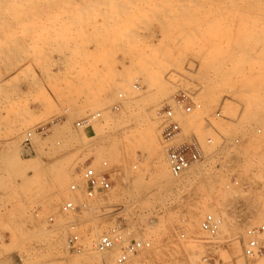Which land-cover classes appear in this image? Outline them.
<instances>
[{
	"label": "rangeland",
	"instance_id": "obj_1",
	"mask_svg": "<svg viewBox=\"0 0 264 264\" xmlns=\"http://www.w3.org/2000/svg\"><path fill=\"white\" fill-rule=\"evenodd\" d=\"M20 1L9 13L0 1V264H116L118 251L95 248L116 225L136 243L127 264H264V253H243L245 230L264 225V0ZM35 71L47 85L38 96L67 120L33 119L19 81ZM181 90L202 104L186 136L214 134L205 119L220 109L215 127L243 142L220 166L200 163L177 179L156 112ZM104 162L111 190H69L85 184L86 164ZM69 200L87 208L64 213ZM208 213L224 218L216 237L201 228ZM72 225L79 252L67 246Z\"/></svg>",
	"mask_w": 264,
	"mask_h": 264
},
{
	"label": "built area",
	"instance_id": "obj_2",
	"mask_svg": "<svg viewBox=\"0 0 264 264\" xmlns=\"http://www.w3.org/2000/svg\"><path fill=\"white\" fill-rule=\"evenodd\" d=\"M122 97V95H119ZM115 109H119L120 105H114ZM202 109V104L197 102L194 95L187 91H178L171 103H164L157 109L156 116L159 122L161 138L166 145V160L171 175L180 179L191 173L194 166L200 163H215L220 166L226 154L235 156L242 147L243 138L241 135L232 137L223 135L213 123V120L223 119L224 115L221 110H216L212 115L205 119L206 130H212L211 134L204 136L203 142L195 134L185 135L186 117ZM96 116H100L97 113ZM96 116H92L95 118ZM89 122V118L78 122V126H83ZM37 131L45 134L48 131L47 126L38 127ZM258 134L262 132L257 129ZM31 133L27 134L24 143H30ZM105 167L98 171L92 167L91 163L86 164L82 171V180L84 185L72 183L69 186L71 192H78L80 189L87 197H93L97 194L105 193L112 188V180L109 170H106L107 162L103 163ZM231 184L240 185V178L237 174H230ZM87 208L86 202L75 203L73 200L65 202L62 211L80 212ZM234 219L240 220L239 216H232ZM250 219V218H248ZM223 216L216 213H208L204 216L201 228L210 237H216L223 224ZM70 235L67 239V246L73 251H80L82 245L80 243V235L75 231V225L70 227ZM264 233V225L250 226L245 230L246 241L244 242L243 253L247 259H254L264 253V240L261 236ZM182 237L184 235H181ZM135 244H127L123 237L122 228L116 225L105 231L96 242L95 248L100 253L118 251L116 264H127L131 259V254L135 251Z\"/></svg>",
	"mask_w": 264,
	"mask_h": 264
},
{
	"label": "crops",
	"instance_id": "obj_3",
	"mask_svg": "<svg viewBox=\"0 0 264 264\" xmlns=\"http://www.w3.org/2000/svg\"><path fill=\"white\" fill-rule=\"evenodd\" d=\"M36 75H29L28 78L31 77H36V80L31 82L29 79L26 81H22L20 80V89L24 92H32L33 98H31L30 100V106L29 108L33 111V119H35V121L37 123H42L44 122V120L48 121L50 119H54L56 118H60V120L65 121L68 118V114H63L62 116H57L58 112L61 111V107L58 105V103L56 104L55 102V107H46L44 105L45 100H47L48 98L46 97V95L43 93L41 96H38V91L41 88V85H43V88L47 89V85L44 82V80H42L43 75L40 71H35ZM6 79V78H4ZM20 79V78H19ZM3 81V78L0 75V85ZM49 94V93H48ZM36 95V99L34 100ZM81 108H85V105H79V107L77 108L78 110ZM0 116H4V113H0ZM48 119V120H47ZM86 125V124H85Z\"/></svg>",
	"mask_w": 264,
	"mask_h": 264
},
{
	"label": "bare ground",
	"instance_id": "obj_4",
	"mask_svg": "<svg viewBox=\"0 0 264 264\" xmlns=\"http://www.w3.org/2000/svg\"><path fill=\"white\" fill-rule=\"evenodd\" d=\"M0 1L2 2V6L6 7L5 10H4V12L6 11L7 13H9V11L7 10V7H12V6L15 7V5H16V3H17V2H16V3H11V2H10L11 0H10V1H9V0H0ZM14 1H15V0H14ZM18 1H20V0H18ZM23 1L25 2V0H23ZM23 1H22V2L20 1V2L23 4ZM29 1H30V0H29ZM38 1H39V0H38ZM59 1H60V0H59ZM42 2H44V0H43ZM53 2H56V0H55V1H52V3H53ZM70 2H71V1H70ZM21 3H20V4H21ZM25 3H26V2H25ZM46 3H47V2H46ZM12 4H13V5H12ZM14 4H15V5H14ZM17 4H18V3H17ZM39 4H40V3H39ZM41 5H43V4H41ZM41 5H39V6H41ZM58 5H59V4H58ZM63 5H65V4H63ZM66 5H67V4H66ZM37 6H38V5H37ZM53 6H54V5H53ZM55 6H57V4H55ZM4 7H3V8H4ZM18 7H20V5H19ZM18 7H17V8H18ZM51 7H52V6H51ZM0 8H1V10L3 9V8L1 7V3H0ZM41 8H42V6H41ZM46 8H47V6H46ZM12 9H13V7H12ZM15 9H16V8H15ZM31 9L34 10L33 8H31ZM36 9H38V8L36 7ZM36 9H35V10H36ZM49 9H50V8H49ZM10 10H11V9H10ZM17 10H18V9H17ZM35 10H34V11H35ZM40 10H41V9H40ZM40 10H39V11H40ZM58 10H59V9H58ZM19 11H20V12H19ZM19 11H17V12H19V14H18V13H13L12 15L10 14L9 16H10L11 18H13V19H14V17L16 18L17 16H19V17L22 16V14H20V13H22V9H21V10L19 9ZM30 11H31V10H30ZM41 11H42V10H41ZM4 12H2V14H3ZM14 12H15V11H14ZM23 12H25V11H23ZM31 12H32V11H31ZM49 12H50V11H49ZM39 13H40V12H39ZM39 13H38V14H39ZM4 14H5V13H4ZM14 14H16V15L18 14V15H17V16H16V15L14 16ZM25 14H26V12L24 13V15H25ZM27 14H28V13H27ZM24 15H23V17H24ZM29 15H30V14H28V16L26 15L25 18H26V17L29 18ZM32 15H33V14H32ZM34 15H36V14L34 13ZM39 15H40V14H39ZM12 16H13V17H12ZM47 16H48V15H47ZM0 17H1V15H0ZM3 17H4V16H3ZM3 17H2V18H3ZM32 17H33V16H32ZM7 18H9V17H7ZM21 18H22V17H20V19H21ZM27 18H26V19H27ZM49 18H50V17H49ZM57 18H58V17H57ZM20 19H19V20H20ZM23 19H24V18H22V21H23ZM26 19H25V20H26ZM35 19H36V18H35ZM38 19H39V18H38ZM2 20H3V19H2ZM9 20H10V19H9ZM15 20H16V19H15ZM27 20H29V19H27ZM30 20H31V19H30ZM0 21H1V20H0ZM6 21H7V20H6ZM20 21H21V20H20ZM40 21H41V20H40ZM74 21H76V20H74ZM1 22H2V21H1ZM14 22H15V21H14ZM48 22H51V20H50V21L48 20ZM52 22H53V21H52ZM2 23H4V22H2ZM2 23H1V24H2ZM24 23H25V22H24ZM4 24H5V23H4ZM7 24H8V23H7ZM9 24H10V23H9ZM9 24H8V25H9ZM2 25H3V24H2ZM19 25H20V24H19ZM44 25H45V24H44ZM15 26H16V25H15ZM41 26H42V25H40V27H41ZM38 27H39V26H38ZM2 28H3V27H2ZM11 28H13V27H11ZM4 30H5V29L2 30L3 33H4ZM8 30H9V28H8ZM6 31H7V30H6ZM6 31H5V32H6ZM12 31H13V30H12ZM8 32H9V31H8ZM8 32H7V33H8ZM4 34H5V33H4ZM9 35H10V34H9ZM6 37H7V34H6ZM8 38H9V37H8ZM256 131H257V130H256ZM145 133H146L147 135H151V134H154V130H153V128L150 126V127H148V128L145 130ZM187 176H188V175H187ZM184 177H185V176H184ZM184 177H183V178H184ZM56 239H57V241H59L58 238H56ZM238 248H239V246H238ZM239 250H240V249H238V252H239V254H240V251H239ZM237 255H238V254H237ZM235 257H236V256H235Z\"/></svg>",
	"mask_w": 264,
	"mask_h": 264
}]
</instances>
